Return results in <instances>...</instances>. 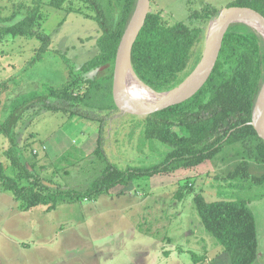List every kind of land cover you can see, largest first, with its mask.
<instances>
[{
  "label": "rangeland",
  "instance_id": "374dc122",
  "mask_svg": "<svg viewBox=\"0 0 264 264\" xmlns=\"http://www.w3.org/2000/svg\"><path fill=\"white\" fill-rule=\"evenodd\" d=\"M21 1L26 0H0V20L9 19ZM42 2L39 22L52 44L36 65L24 70L41 48L38 39L0 35V84L13 78L16 85L3 97L2 120L17 98L42 92L45 85L62 87L68 70L83 80L114 75V66L81 72L83 64L99 53L98 23L86 18L92 12L76 0L63 10L52 8L50 0ZM237 5L238 0H152L151 12L160 13L166 22H183L203 31L188 69L176 85L163 92L177 87L202 62L211 21L223 9ZM70 7L77 13H70ZM206 8L213 11L210 19L205 18ZM25 14L7 24L21 20ZM250 29L262 36L244 22L232 24L227 33L251 38ZM217 63L225 71L232 64L226 55ZM85 111V117L53 114L38 106L20 123L18 149L43 182L63 191H86L106 166V159L122 169L157 164L163 159L166 148L142 139V129L136 126L144 117L120 111L112 116ZM10 146L9 140L0 136V165L5 174L17 177L20 174L6 155ZM239 151L238 145L228 146L216 159L198 167L137 179L94 201L62 202L54 211L45 206L23 210L0 182V264H195L194 255L203 262L222 257L227 260L223 246L206 231L198 215L194 201L197 194L209 203L246 201L256 219L263 259L264 185H254L251 179L229 178L243 160L237 156ZM250 172L260 177L264 165L253 162Z\"/></svg>",
  "mask_w": 264,
  "mask_h": 264
},
{
  "label": "trees",
  "instance_id": "16d2710c",
  "mask_svg": "<svg viewBox=\"0 0 264 264\" xmlns=\"http://www.w3.org/2000/svg\"><path fill=\"white\" fill-rule=\"evenodd\" d=\"M76 1L92 12V15L88 12L86 18L95 20L101 32L97 41L99 53L83 64L81 72L86 74L104 67L112 68L138 0ZM70 2L73 0H50L49 4L54 9L63 10ZM42 4V0L21 1L9 19L0 20L2 37L36 38L41 42L36 56L24 69L27 71L43 58L52 44L51 36L39 22ZM237 6L252 8L264 16V0H238ZM67 10L77 13L72 7ZM211 11L206 8V19L212 17ZM22 12L26 14L21 20L7 24ZM250 32L251 38L236 37L233 33L225 35L219 59L225 55L229 58L232 64L228 71L221 70L217 63L208 81L192 98L150 114L136 123L142 129V139L166 148L159 163L122 169L106 159V166L86 191H63L37 177L18 149L17 129L29 111L38 106L40 110L53 114L64 112L84 116V112L87 114L85 110L90 109L112 116L119 112L113 100V76L83 80L68 70L67 81L62 87L55 89L45 85L46 89L42 92L17 98L3 120V97L16 85H13V78L1 83L0 136L9 140L11 146L6 155L12 168L20 174L17 177L8 176L0 165L3 188L14 195L25 211L39 206L54 211L62 202L94 201L114 188L127 186L137 179L198 167L216 159L226 147L235 145L240 146L237 156H242L243 160L229 174V178L251 179L254 185H264V174L259 177L250 172L253 162L264 165V140L251 125L264 86V40L256 31L250 29ZM202 33L201 28H192L183 22L170 24L160 13L151 12L132 51L131 63L138 78L158 92L176 85L194 58ZM84 85L85 92L82 91ZM100 122L103 123L102 120ZM194 201L206 231L224 247L232 264H255L259 256L258 230L254 213L247 202L209 203L202 194H197ZM194 256L195 264H198L201 258Z\"/></svg>",
  "mask_w": 264,
  "mask_h": 264
},
{
  "label": "water",
  "instance_id": "95a60500",
  "mask_svg": "<svg viewBox=\"0 0 264 264\" xmlns=\"http://www.w3.org/2000/svg\"><path fill=\"white\" fill-rule=\"evenodd\" d=\"M151 4L152 0H138L137 7L122 39L115 60L113 100L118 110L126 115L146 117L165 108L181 104L198 93L208 81L217 65L225 35L232 24L238 22L246 23L245 20L247 19L255 21L261 28V35L264 40V16L260 12L252 8L241 6L223 9L218 15L219 20L213 34L209 59L207 61L202 60V62L182 83L174 89L164 93V95L153 105L147 107L144 101L140 98H134L132 95L130 96L126 93L123 82L124 77L126 76L128 63L132 66L131 58L133 47L145 26L147 17L151 13ZM200 78L203 80L198 89L199 91L197 90L190 94L191 88L198 80H200ZM141 82L144 83L143 81ZM146 86L149 87L148 85ZM251 125L255 128L259 137L264 140V86L257 101Z\"/></svg>",
  "mask_w": 264,
  "mask_h": 264
},
{
  "label": "bare ground",
  "instance_id": "6f19581e",
  "mask_svg": "<svg viewBox=\"0 0 264 264\" xmlns=\"http://www.w3.org/2000/svg\"><path fill=\"white\" fill-rule=\"evenodd\" d=\"M218 18H219L218 16L213 18V20L211 21L209 25L208 34H207V47H206V51L204 53V59H203L204 61H207L211 54L212 38H213L215 28L218 24V20H219ZM245 21L246 23L254 27L261 34V28L255 21H252L250 19H247ZM202 80L203 79L200 78V80H198L193 85V87L191 88L190 94L194 93L195 91L199 89V87L202 84ZM123 85L128 95L130 96L132 95L134 98H137V99L140 98L142 101H144L147 107L153 105L158 99H160L164 95V93H166V92L155 91L151 89L150 87H147L144 83H142L141 80L136 75L134 69L129 63L127 65L126 76L124 77Z\"/></svg>",
  "mask_w": 264,
  "mask_h": 264
},
{
  "label": "crops",
  "instance_id": "0c3cea01",
  "mask_svg": "<svg viewBox=\"0 0 264 264\" xmlns=\"http://www.w3.org/2000/svg\"><path fill=\"white\" fill-rule=\"evenodd\" d=\"M224 248V247H223ZM225 250V249H224ZM224 252V251H223ZM226 253V252H225ZM227 254V253H226ZM261 254V253H260ZM260 254H259V256H258V259H257V261L255 262V264H262L263 263V260H264V254H263V259H260ZM227 256H229L228 254H227ZM230 257H228V259L226 260L225 258H221V259H216V260H213V259H208V260H204V262H203V259H201V261H202V263L203 264H232V262L230 261L231 259H229ZM260 260H261V262H260ZM200 263V262H199ZM264 264V263H263Z\"/></svg>",
  "mask_w": 264,
  "mask_h": 264
}]
</instances>
